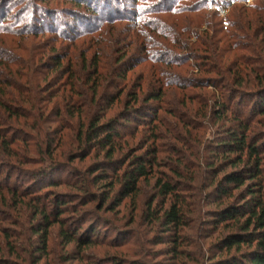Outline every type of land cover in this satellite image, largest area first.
I'll list each match as a JSON object with an SVG mask.
<instances>
[{
	"label": "trees",
	"instance_id": "1",
	"mask_svg": "<svg viewBox=\"0 0 264 264\" xmlns=\"http://www.w3.org/2000/svg\"><path fill=\"white\" fill-rule=\"evenodd\" d=\"M99 1L71 0L78 9L72 12V16L78 21L79 28L72 27L70 32L61 31L53 19L50 21L49 17L43 14L37 20L34 18L33 25L43 30L41 34L39 33V37L45 30H49L70 43L71 52L57 53L52 58L53 65H50V61L44 63L51 69L47 68L41 72L50 70L49 74L53 71H57L55 73L59 75L63 74V78L57 79L55 83L67 82L65 85H60V88L71 93L70 99L67 94L65 95L67 101L65 118L69 116L74 119L77 116L83 122L85 108H90L85 121L87 124L82 123L78 133L79 146L82 148L79 147L80 151L77 154L83 156V160L91 158L93 154L99 157L104 154L105 159L96 161L84 172L75 171V180L69 181L66 178L65 180L61 178L62 166L58 167L52 161L55 150H52L53 142L57 141V146H61L62 134H57L45 141L43 138L45 131L43 130L41 134L42 128H40L34 140L40 144L39 147L35 149V146H28L25 150L26 154H23L24 148L21 146L20 136L8 135L4 128H0V164L13 162V159L17 160L16 162L23 159L29 160L31 157H26L27 154L40 153L43 158L46 156L51 161L49 164H46L47 160L41 163L46 165L33 173L34 181L32 182L40 184L41 190L70 187L76 193L82 194L80 198V200L83 199L82 206L91 205L90 209L82 212L83 219L77 222L73 218L68 219L73 216L72 214L79 212V207L68 195L69 192L44 191L35 197L36 207L33 208V213L34 219L38 222L33 229L35 228L34 235L37 238L34 242L27 241V245L34 247L36 243L39 244L40 257L38 261L36 260L37 263L47 257L50 230L56 225L60 227L64 245L74 243L77 248L84 249L91 248L99 242L94 238L97 235L96 223L91 219L96 215L97 210L102 211L108 208L109 211H115L128 198L138 196L141 182L154 175L156 168L161 164V155L166 154L165 147L155 145L162 140L160 136L162 130L165 129L166 132L160 113L173 117L175 111L169 107H183L190 118L198 121L215 120L218 133L221 134L215 137V140L223 138V141L215 145L210 144L217 150L211 153L214 156L211 157L212 159L203 158V162L207 164V174H209L207 188H212L211 192L205 194L197 186L191 187L180 182L186 179L188 184L197 183L200 175L184 173L183 165L188 159L185 156L179 157V154L175 155L174 160L178 161L175 162L176 166L169 168L173 178L166 174L165 182L162 178L157 179V189L161 196L166 198V204H168L166 210H163L162 215L158 217L166 228L167 253L176 261L182 258L185 252L183 250L189 247L187 240L181 235L190 226L186 220L187 216L195 215L197 204H204L206 198L213 197L211 204L216 202L217 209L205 213L211 219L205 220L203 226L213 225L214 230L218 232L215 246L228 255L214 264H264V136L261 134L258 137L254 131V125L264 120L262 119L264 118V6H261L262 9L256 6L251 8L235 6L229 14V23L233 29L224 30L222 22L210 23L216 17L212 14L208 18L203 16L207 14L206 12L194 18L184 15L202 10V7L205 8L202 3L200 8L192 6L189 10H183L181 7L175 8L177 0L174 4L172 0H162L164 4L161 7L154 9L143 7L138 13L132 10H126L124 13L116 11L114 16H109L104 13L105 8ZM230 4L228 3L226 7H230ZM126 15H133L132 19L135 23L137 21L139 28L132 36L123 39L126 44L123 50L125 48L126 50L117 52L114 45L111 47L109 43L102 42L99 38L101 36L98 37L97 34L101 33L100 26L106 19H117L114 23L119 24L117 22L123 20L119 17L125 18ZM154 15L159 18L174 16L173 23H176L180 16L184 17V26L179 37V43L184 45L178 47V52H190V59L181 60L179 63L169 57L163 63H154L155 60L149 59L151 67L148 74L144 79L142 78L143 80L132 82L130 78L133 77L132 73L136 64L133 63V54H129V50L133 48L134 53L146 54L151 46V42H144L148 34L154 32L158 34L161 30L158 27L161 25L164 28L167 27L165 22L153 19L151 16ZM8 16V13H4L3 2L0 1V36L11 30V27L5 25ZM174 27L176 28L175 25ZM115 28L119 35L121 31ZM175 28L172 27L173 30H176ZM201 29L203 31H200ZM30 32L32 31L25 28L21 36L30 37L32 36ZM142 42H144L143 46L138 48ZM0 43H4L2 39ZM159 47L167 52L165 47ZM106 48L116 52L114 56L116 59L112 57L105 62L106 56L103 52ZM171 49L177 50L176 47L170 48L169 54L173 53ZM21 50L25 51L23 43L19 47V51ZM39 50L41 57L46 58V50L42 47ZM19 51H12L9 54L0 49V86L8 88L12 85L11 81V85L4 83L2 73H7L11 77L12 71L8 65L10 63L16 65L17 58L21 60L19 66L16 65L18 69L24 71L28 68L26 62L18 55ZM91 52L93 53L88 56ZM247 52L256 60L247 59ZM32 58L37 65H43L37 54ZM80 58H82L81 62ZM126 58L131 64H123ZM205 58L212 60H209L211 66L200 64ZM190 60L200 61L196 63L199 66L196 69L198 73L204 72L206 77L200 81L195 78L183 83L179 78L183 74L179 70H184ZM144 63L149 62L140 61V64ZM155 64L168 66L170 74L165 68L162 69ZM105 71L109 72L111 77L112 84L109 78L107 80L113 88L111 93L105 89L100 93ZM214 81L224 86L220 88V85H216L218 83ZM78 82L89 84L92 93L76 103L73 96ZM194 90H199L200 93H194ZM243 91L245 95L240 97L244 94ZM11 98L15 97L11 95ZM116 105L121 106L122 109L110 115ZM166 106L168 108L165 109ZM70 107H77V111H70ZM0 108L8 115L2 121L0 120L2 125L7 124L8 117L17 116V107L7 105L0 100ZM51 122V118L47 116L45 124ZM206 123L209 122L206 121ZM185 125L191 132L190 124L185 123ZM136 126L146 130L142 137L146 147L141 149L142 155L137 156L138 149L130 142L122 143L126 138L134 140L137 137L139 132ZM67 128L71 129V127ZM170 135H175V129L170 130ZM149 143L152 144L148 145ZM44 145L45 148H43ZM124 147L128 148L122 155ZM167 156L173 159L170 153ZM216 156L222 157L218 160V158L215 159ZM218 161L219 164L216 165ZM56 173H59L58 179L54 178ZM5 178L6 183L0 185V193L7 190L16 197V200L19 196L24 200L30 196V202H34L27 186L18 189L9 185L11 175H8L7 180ZM174 179H177L176 182H172ZM91 188L98 189L99 193H93ZM191 199L196 204V209L190 206ZM87 222L89 224L85 225ZM7 232V229L0 228V235L5 237L8 235ZM9 246V254L17 258L15 248L11 243ZM5 252L0 245V264H13V261H6V256L3 255L6 254Z\"/></svg>",
	"mask_w": 264,
	"mask_h": 264
},
{
	"label": "rangeland",
	"instance_id": "2",
	"mask_svg": "<svg viewBox=\"0 0 264 264\" xmlns=\"http://www.w3.org/2000/svg\"><path fill=\"white\" fill-rule=\"evenodd\" d=\"M0 1L3 2L4 13H8L9 15V18L5 21V25L11 27V30L4 32L3 35L0 36V39L4 42L0 43V49L9 52V54L12 53V51L18 52L20 45L23 43L25 51H19L18 55H20L21 59L28 65V68L21 71L16 66H19L21 62V60L17 58V62H15L16 65L11 63L8 65L12 71V74H10L11 77H9L7 73H2L4 83L10 84L11 81L12 85L10 84L11 86H8V88L0 86V100L7 105L9 104L12 107H17V116L13 118L8 117L7 124H0V128H4L8 135L14 134L20 136L21 146L24 148L23 154H26L25 150L28 146H35V149L39 147L40 144L34 142V140H36V135L40 128H42L41 134H43V130L45 131V135L43 136L45 141L55 137L57 134H62L63 140L61 146H57V141L53 142L54 146L52 150H55L53 152L54 159L52 161L55 162L58 167L62 166L63 171L61 173V178L69 179V181L72 179L75 180V171L84 172L85 169L91 167L96 161L104 160L105 156L102 154L99 157L97 154H93L91 158L83 160V156L77 154V152L80 151L79 147L82 148V146H79L78 133L82 127V123L87 120V114L90 113V108H85L83 122L82 119L79 120L77 116L74 119H71L69 116L65 118V111L67 110L65 95L67 94L70 99L71 93L66 89L60 88V85H65L67 82L55 83L57 79L63 78V74L59 75L55 73L57 71H53L52 74H49L50 70L41 72L45 71L47 68L51 69L48 64L45 65L44 63L50 61V65H53L51 63L54 62L52 61L54 55L57 53L68 54L71 52L70 43L64 40V38H59L57 34H52L49 30H45L43 35L39 37V33L41 34L43 30H40L37 25H33V23L35 21L34 18L37 20L39 16L43 14L49 17L50 21L53 19L54 22H56L55 25H58L61 31L65 30V32H70L73 29L72 27L79 28L78 21L72 16V12L78 9L72 4L71 0ZM163 1L100 0L99 3L104 6V13L110 16L115 14L116 11L124 13L126 10H132L138 13L143 7L154 9L161 7L164 4ZM172 1V4L176 3V0ZM201 3L205 8L202 7L200 11L184 15H189L191 18H194L206 12L207 14L203 16L208 18L212 14L216 17L210 21V23L216 24L222 22L224 30L233 29L229 23V14L235 6L250 8L256 6L260 7V9H262L261 6H264V0H177L175 8L181 7L183 10H189L192 6L201 7ZM228 3H231V8L226 7ZM138 9L140 10L138 11ZM48 14L51 15L48 16ZM124 17L125 18L119 17V19H123L121 22H117L119 24L114 23L117 19H106L102 26H100L102 27L101 33L97 34L98 37L101 36L99 38L102 42L109 43L111 47L114 45V49L116 48L117 52L126 50V48L123 50L126 45L123 39L132 36L139 28L138 24H136L137 21L135 20V23L132 19L133 15H126ZM151 17L165 22L167 27L164 28L161 25L158 27V29H161L159 33L157 32L158 34L155 32L148 34L144 42H151V46L146 54L134 53L132 51L133 48L129 50L128 53L133 54V63L136 64L132 73L133 77L130 78L132 82L143 80L148 74V70L151 67V62L148 61L149 59L155 60L154 63H163L165 59L167 61L169 58L176 60L175 62L177 63L181 60L190 59V52H178V47L184 45L179 43V37L182 33V27L184 26V17L180 16V18L176 20V23H173L174 16L169 18L162 16L159 18V16L154 15ZM147 19L151 20V18ZM115 27H117V30L119 29L121 31L119 35ZM172 27L176 30H173ZM25 28L32 31L30 32L32 36L25 38L21 36ZM200 31L203 30L201 29ZM144 42H142L138 48L142 47ZM159 46L165 47L167 52L162 50L164 48H160ZM40 47L46 50V58L41 57ZM174 47H176L177 50L171 49L173 53L169 54V49ZM92 53L93 52L89 53L88 56ZM36 54L38 59L43 62V65H37V63H35L32 57L36 56ZM103 54L106 56L105 62H107L109 58L115 56L116 52L110 48H106ZM246 57L247 59L256 60L254 57H250L248 52ZM79 60L81 62L82 58ZM145 60L149 63L140 64V61L142 62ZM203 60L202 62L199 61L201 65H212L209 61L211 60L210 58H205ZM199 62L190 60L187 62V67L184 68V70L179 68V72H181L183 76L171 75L179 77L182 79L183 83L195 78L197 81H200V79L206 76L204 72L198 73L196 67L199 66H197L198 64L196 63ZM127 63L131 64L128 58L124 60L123 64L126 65ZM133 63L132 65H134ZM155 65H158L162 69L165 68L166 72L170 74V68H168V66H162L161 64ZM175 70L178 69L175 68ZM248 70L250 71V68H248ZM6 72L9 71L6 70ZM65 78L66 76L63 80H65ZM108 78L110 84H112L109 72L105 71L100 93H102L104 89L108 93L113 91V88L107 83ZM214 82L218 83L214 84L220 85V88L224 86V84H219L218 81ZM75 92L73 99L74 102L77 103L86 96L91 95L92 90L89 84L85 85L82 82H78L75 86ZM194 93L199 94L200 91L194 90ZM243 93L244 94H241L240 97L245 95L244 91ZM11 95L15 98H11ZM76 108L77 107H70L69 110L77 111ZM120 108L121 106L116 105L110 115L114 114L115 111ZM166 108H168V106H166L165 109ZM169 109L175 111V116L171 117L166 113H160L162 121H164V126L166 127V132L165 129L162 130L160 134L162 140L159 141L160 143L155 144L158 147L160 145L165 147L166 154L161 155V164L158 165L153 176L141 182L138 196L128 198L122 206L115 211H109L108 208L102 211L97 210L96 215L91 221L96 223L95 228L97 230V235L94 238L98 239L99 242L91 248L79 249L74 243L64 245L60 227L56 225L50 230L51 236L47 257H44V260L37 263L40 257L38 254L39 244L36 243L34 247L32 245H27V241L34 242L37 238V236L34 235L35 228L33 229V226L37 225L38 222L37 219H34L33 213V208L36 207L35 197H38L39 194L44 191L69 192L70 194L68 195L76 201L74 203H77L79 212L72 214L73 216L68 219L73 218L77 222L83 219L82 212L90 209L91 205L87 207L82 206L83 199L80 200L82 194L76 193L70 187L54 189L43 188L41 190L39 188L40 184L32 182L34 181L32 178L33 173L44 165L49 164L51 161L46 156L43 158L40 153L38 155H35L34 152L30 155L27 154L26 157H31L29 160L23 159L20 162H16L17 160L13 159V162L0 164V185L6 183L4 181L5 176V180H7L8 175H11L9 185L18 189H23L27 186L34 200V202H30V196L26 200L19 196L16 200V197L7 190L0 193V228L8 230L7 236L4 237L0 235V245H2L3 249L6 251V254H3L6 256V261H13V264H214L219 259L227 257L228 255L225 251L219 250L215 246L218 232L214 230L215 228H213V225L203 226L205 220L211 219L210 216L205 215V213L217 209L216 202H214L213 205L211 204L213 197L206 198V203L204 204H197V209L193 200H189L190 206L196 209V214L188 215L186 218L190 226L186 228L181 235L182 238L187 240L189 247L183 250L185 252L182 258L176 261L173 256L166 251V228L158 217L162 215L161 212L163 210H166L168 204H166V198L161 196L157 189V179L162 178L165 182L166 174L173 178L169 168L176 166L175 162L178 161L174 159H176L175 157L179 154V157L185 156L188 159L186 164L183 165L184 173L188 175H200L197 183L188 184L186 183L188 182L186 179H182L180 182L191 187L197 186L198 189L205 194L211 192L212 188H207L209 174H207V164L203 162V158L210 157V159H212L214 156L211 155V153L217 152V150L210 146V144L213 143L215 145L223 141V138H216L215 140V137L221 135L218 133L215 120L198 121L190 118L183 107H169ZM5 116L8 115L0 108V120L2 121ZM47 116L51 118L52 122L45 124ZM206 121L209 123H206ZM257 122H259V120ZM185 123L190 124L192 129L191 132L186 127ZM85 124H87V122H85ZM67 127H71V129ZM136 129H138L139 132L137 137L134 140L126 138L122 143L125 144L127 141L130 142L132 146L138 149L136 150L137 156L140 154L142 155L143 150L141 149H145L146 147L145 140L142 138L146 130L138 128L137 126ZM171 129H175L174 136L170 135ZM254 131L258 137L261 134L264 136V120L254 125ZM150 144L152 143L148 145ZM43 148H45V145ZM127 148L128 147L123 148L122 155L126 152ZM175 150H177V152H175ZM168 153L171 154L173 159L167 156ZM220 157L222 156H216L215 159L218 158V160H220ZM46 160L48 162L42 165L41 163L43 161L46 162ZM218 164L219 161L216 162V165ZM58 177L59 173H56L54 178L58 179ZM167 180L170 181L171 179ZM176 180L177 179H174L172 182H176ZM91 191L93 193H99V190L96 188H91ZM70 222H72V220H70ZM88 224L89 222L85 223V225ZM193 229H198V231ZM10 243L15 248L17 258L16 256H11L8 252Z\"/></svg>",
	"mask_w": 264,
	"mask_h": 264
}]
</instances>
